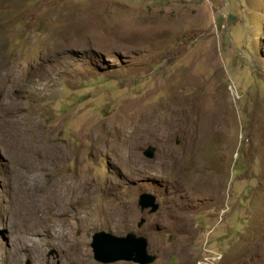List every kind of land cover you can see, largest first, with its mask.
<instances>
[{"label": "rangeland", "instance_id": "rangeland-1", "mask_svg": "<svg viewBox=\"0 0 264 264\" xmlns=\"http://www.w3.org/2000/svg\"><path fill=\"white\" fill-rule=\"evenodd\" d=\"M42 215L90 264H139L98 261L99 230L150 264H264V0H0V262Z\"/></svg>", "mask_w": 264, "mask_h": 264}, {"label": "bare ground", "instance_id": "bare-ground-1", "mask_svg": "<svg viewBox=\"0 0 264 264\" xmlns=\"http://www.w3.org/2000/svg\"><path fill=\"white\" fill-rule=\"evenodd\" d=\"M175 116L176 119L178 120V116L177 115ZM130 161L134 162L133 156L130 157ZM163 162L168 165L170 164L169 161L168 162L163 161ZM64 202L66 201L64 200ZM49 205H50L49 209L48 208L46 209L48 213L52 211L51 204ZM63 207H65V205ZM43 215H42V219L43 218L44 219L43 220L41 219L40 222H35L36 220L31 222L21 221V234L18 238L16 237L17 241L15 240V242H13V245L5 255L4 261L0 262V264H8L12 260H15L17 258V254H16L17 250H23V251L30 250L34 253V255L36 254L37 257L39 258V262L37 264H49L46 258V254H45L46 252L42 240L45 241L48 240L49 242H54L62 246V248H64L65 250V254L67 257L66 259L68 260V263L90 264L89 258L86 255V251L83 248V239L81 238V236H76L77 234L74 235V233L72 234L71 231L69 230V226L63 223L61 219L54 217L51 220H48ZM54 219H58V220L53 221ZM42 236H45L46 238H43ZM9 253L11 254L8 256Z\"/></svg>", "mask_w": 264, "mask_h": 264}, {"label": "water", "instance_id": "water-1", "mask_svg": "<svg viewBox=\"0 0 264 264\" xmlns=\"http://www.w3.org/2000/svg\"><path fill=\"white\" fill-rule=\"evenodd\" d=\"M156 147L149 145L144 155L153 158ZM138 204L142 210L148 209L149 213L156 212L160 204L157 197L149 192H143L139 196ZM146 218H141L138 226H142ZM91 246L94 257L103 263L115 262L118 260H130L139 264H150L157 257L148 252V239L144 235H137L135 232H128L126 235H116L105 230L94 232Z\"/></svg>", "mask_w": 264, "mask_h": 264}]
</instances>
